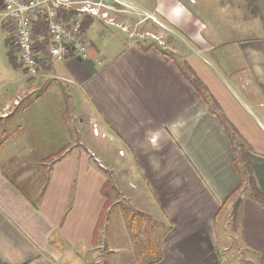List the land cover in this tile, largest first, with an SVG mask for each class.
Here are the masks:
<instances>
[{
  "label": "crops",
  "instance_id": "obj_1",
  "mask_svg": "<svg viewBox=\"0 0 264 264\" xmlns=\"http://www.w3.org/2000/svg\"><path fill=\"white\" fill-rule=\"evenodd\" d=\"M199 1L202 12L210 8L217 13L208 25L198 8L194 14L187 9ZM246 7L252 19L244 17ZM145 11L146 19L155 16L173 27L177 40L125 41L115 33L109 35L104 30L108 24L94 18L86 30L87 58L51 59L41 64L37 77L23 73L0 90L2 122L27 99L33 108L23 120L29 134L15 135L13 130L11 136L9 122L0 125V264L72 262L70 248L95 244L99 230L95 221L85 224L78 218L75 222L82 231L77 239L72 238L75 223L59 227L68 196L59 200L63 195L54 180L65 161L51 175L41 201L25 194L21 186L25 174L9 173L8 166L16 165L13 159L25 156L29 148H73V117L68 124L62 104L57 103L67 98L60 93L62 82L80 97L84 113L80 125H97L99 133L119 148V157L129 159L131 198L143 189L151 199L146 211L163 230L162 260L157 264H223L218 222L237 204L234 228L240 246L248 263L264 264V208L241 193L234 149L240 135L248 140L251 122L264 135V0H186L184 4L160 0L152 12ZM166 47L185 48V54L177 57ZM213 63L229 70L225 82ZM17 67L22 71L18 62ZM54 81L61 91L52 90ZM22 110L23 115L26 109ZM249 160L264 194V154L249 155ZM82 165L83 158L81 170ZM91 173L104 186L97 195L102 220L105 178L88 162L79 181L83 176L88 181ZM72 177L69 173L65 178L71 179L66 188H71ZM84 188L88 191L86 183L83 192ZM80 190L79 185L78 195ZM84 205L80 208L87 211Z\"/></svg>",
  "mask_w": 264,
  "mask_h": 264
},
{
  "label": "rangeland",
  "instance_id": "obj_2",
  "mask_svg": "<svg viewBox=\"0 0 264 264\" xmlns=\"http://www.w3.org/2000/svg\"><path fill=\"white\" fill-rule=\"evenodd\" d=\"M92 2H102L106 5V8H101V15L94 17L95 19L102 20L103 23L106 22L104 30H107L109 35L115 33L117 38H122V40H127L131 38L132 41L141 42H157L160 41L168 44L169 41L175 40L176 30L170 27L167 23L162 22L157 17L153 16L146 19V10L152 12L154 7L158 4L160 0H147L148 5H145L144 0H91ZM177 1V0H176ZM182 4L186 0H179ZM197 1V0H195ZM202 2L199 1L198 4H191L187 6V9L194 14V9H199L204 23L208 25V20L212 21L214 16L217 15L214 11L207 9L201 10ZM76 8H82L83 5H77ZM244 17L252 19L250 7L243 8ZM107 12L108 18H103L102 13ZM152 16V15H150ZM207 34V32L205 33ZM177 40V39H176ZM175 40V41H176ZM118 44V42H116ZM123 43L122 46H124ZM160 46H162L160 44ZM118 47H120L118 45ZM109 48L110 50H118L120 48ZM166 51L179 57L185 54V48H171L166 47ZM10 52H14L12 46L10 45V34L6 27L0 28V90L4 84L10 83L12 79L16 76L24 75L25 71L22 68L14 67L10 62ZM17 59V58H16ZM182 63L183 61L180 60ZM213 69L218 78L223 82L229 77V70L220 68L217 64H212ZM40 74V73H39ZM38 74V75H39ZM25 75H27L25 73ZM28 76V75H27ZM30 77V76H29ZM243 77V76H242ZM240 78V76H239ZM243 79V78H242ZM219 80V79H218ZM55 83V81H54ZM55 89L53 91H64L60 93L67 95L63 101L57 102L62 104L64 114V120L70 124L73 117V136L74 143L71 149H57V150H47L29 148L26 151L25 156H17L13 159L16 165H10L9 173L25 174V179L21 182V186L25 194L28 197L36 199L37 201L42 199L43 195H46L45 189L49 187L51 175L55 172L56 167L65 161V164L58 166L57 174L55 176L54 184L60 187L63 196L59 200L67 198V206L64 208L62 217L59 219V227L64 228L65 226L75 223L73 226L72 238L77 239L80 237L78 223L75 221L81 218L84 223L89 224L95 221L96 225H99V230L96 235L95 244L93 247L89 246H74L70 248L67 253L69 255H74L75 261L64 260L58 264H148L150 257H140L135 242L131 236V233L125 228L122 216L123 208H130L135 212H141L148 218L149 228L145 229L141 236L146 239L149 237V232L151 228L155 229L157 233V238L160 241L162 228L155 220V218L146 211L145 204L151 202L142 189L136 199L131 198L133 185H130L129 171L132 169V165L129 163V159H122L119 157V148L116 144L110 142V139L104 138V135L99 133L96 135L94 128L97 125H87L82 126L78 122L84 119V113L82 112L83 106L80 101V97L76 95V91L73 92V87L70 85H65L61 83L63 88H58L59 84L55 83ZM54 87V86H53ZM50 91V90H49ZM40 93V92H39ZM75 95H74V94ZM229 96L226 91L223 95ZM232 101V100H231ZM31 101L27 99L22 102V106L16 109V111L11 115V117L6 120L9 122L10 135H21L23 133L29 134L30 128L24 124L25 116H28L32 107H30ZM26 109L25 113L22 115L23 110ZM21 112V113H19ZM6 121L2 122L0 120V125L5 124ZM254 123L248 124L250 127L249 134L247 133L248 140L244 139L241 135V141H238L246 146L250 151V155L259 153L264 154V135H262L259 129H254ZM13 127V128H12ZM13 130L15 133L13 134ZM239 136V135H238ZM77 141V142H76ZM68 151V153H66ZM70 152H72L70 154ZM62 160V157L65 156ZM83 158V165L81 170V159ZM89 167L94 170L95 173L99 174L101 177L105 178V214L102 220L100 215L98 216L97 211V195L100 196L101 191L104 186L101 185V181L97 180L96 177L91 173L88 175L90 178L84 182V176L79 181V175L87 172ZM71 163V165H69ZM69 165V166H68ZM66 167H70V170L65 171ZM73 173L72 186L71 188H66L65 184L71 182V179L65 180L68 174ZM94 178V180L92 179ZM86 183L88 191L85 189L82 191V186ZM80 185L81 190L78 195V186ZM132 187V188H131ZM40 190L41 194H36ZM83 192V195H82ZM41 195V196H40ZM78 195V198H77ZM82 195V196H81ZM244 195H250V191H245ZM76 199H79L78 205H87L86 210L83 207L76 206ZM58 200V201H59ZM32 201V200H31ZM145 201V202H144ZM82 202V203H80ZM66 204V203H65ZM64 204V205H65ZM36 205V203H35ZM63 205V206H64ZM107 208V209H106ZM231 208V207H230ZM227 209V212H223L219 218V237H220V252L223 258V264H250L247 261L246 252L242 250L240 241L237 239L235 224L237 221L234 216V211L232 208ZM121 210V211H120ZM97 211V212H96ZM104 212V211H103ZM59 218V217H58ZM84 223L82 225H84ZM75 226L78 228L75 229ZM151 227V228H150ZM79 230V231H78ZM96 234V233H95ZM70 245H68V248Z\"/></svg>",
  "mask_w": 264,
  "mask_h": 264
},
{
  "label": "built area",
  "instance_id": "obj_3",
  "mask_svg": "<svg viewBox=\"0 0 264 264\" xmlns=\"http://www.w3.org/2000/svg\"><path fill=\"white\" fill-rule=\"evenodd\" d=\"M77 5L83 7L76 8ZM101 8H106V5L91 0H0V28H8L10 45L18 64L28 76L35 78L41 69L42 55L38 52V44L43 39L35 32L36 25L46 20L52 60L64 61L71 55L84 59L89 55L85 17L100 16ZM73 9L78 14L66 19L62 11ZM102 16L106 19L108 13L104 12ZM94 132L99 135L97 126Z\"/></svg>",
  "mask_w": 264,
  "mask_h": 264
},
{
  "label": "trees",
  "instance_id": "obj_4",
  "mask_svg": "<svg viewBox=\"0 0 264 264\" xmlns=\"http://www.w3.org/2000/svg\"><path fill=\"white\" fill-rule=\"evenodd\" d=\"M64 17L66 19H70L74 15H77V11L75 9L70 12L62 11ZM94 17L86 16L84 22V29L87 30L88 27L92 24ZM35 32L37 35L41 36L42 42L38 44V52L42 55L41 64L45 65L49 64L51 57L49 55L48 44L49 38L47 36L46 29V20H41L35 27ZM151 46H156L153 44ZM10 62L14 67H17V59L15 57L14 52H10ZM235 155H236V163L239 166V170L241 172L242 177V186L241 193H245V191H250V198L258 203L261 207L264 208V194L261 189L258 187L256 178L254 175V171L252 168V164L249 160L250 151L246 148V146L240 143L238 140L235 141ZM238 205L234 208V216L237 219L238 214ZM122 216L125 223L126 229L131 233L133 241L136 244L138 254L140 257H150L148 264H157L161 262V243L157 238V233L155 229L151 228L149 232V237L146 239L142 238L141 233L149 228L148 218L141 212H135L130 208H123ZM236 221V220H235Z\"/></svg>",
  "mask_w": 264,
  "mask_h": 264
}]
</instances>
